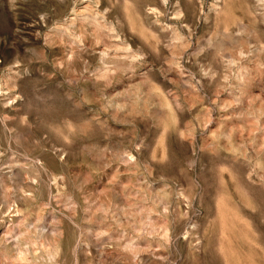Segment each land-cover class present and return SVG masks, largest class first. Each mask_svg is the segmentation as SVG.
Masks as SVG:
<instances>
[{"label":"rangeland","instance_id":"rangeland-1","mask_svg":"<svg viewBox=\"0 0 264 264\" xmlns=\"http://www.w3.org/2000/svg\"><path fill=\"white\" fill-rule=\"evenodd\" d=\"M0 264H264V0H0Z\"/></svg>","mask_w":264,"mask_h":264}]
</instances>
